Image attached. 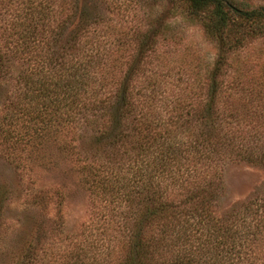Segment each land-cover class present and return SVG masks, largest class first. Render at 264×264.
<instances>
[{
	"label": "trees",
	"instance_id": "16d2710c",
	"mask_svg": "<svg viewBox=\"0 0 264 264\" xmlns=\"http://www.w3.org/2000/svg\"><path fill=\"white\" fill-rule=\"evenodd\" d=\"M52 1L39 0L32 6L35 19L17 24L21 28L15 36L0 38V73L8 60L19 63L23 69L16 83L33 99L28 107L10 100L14 111L7 117L11 124L23 116L32 125L40 123L35 131L51 121L56 128L76 122L75 117L85 114L81 123L88 126L86 135L78 137L80 146L85 141L82 150L92 163L82 164L79 171L89 182L91 205L107 213L99 215L89 245L71 240L50 264H264L256 246L264 236V194L223 211L217 204L219 171L227 160L239 155L264 170V131L246 133L254 124L245 108L248 92L241 75L233 76V84H240L236 89L219 85L214 71L211 83L178 94L163 113L153 104L149 80L137 83L140 77L147 79L141 67L144 56L166 30L150 21V28H134L132 40L122 42L127 51L102 68L98 79L94 75L95 85L84 89L91 54L81 35L96 30L89 22L95 21L93 6L73 3V27L60 40L62 21L53 35L46 27ZM178 1L181 16L199 24L217 44L215 70L229 66V54L239 48L255 40L264 43V0ZM120 43L116 38L114 45ZM80 59L82 67L76 63ZM254 87L248 88L249 94L256 90L263 97L258 84ZM195 91L194 101L190 98ZM262 100L256 109H264ZM257 124L264 128V120ZM1 133L0 140L8 141L0 121ZM11 139L17 145L26 135L15 132ZM35 246L28 245L15 264H36Z\"/></svg>",
	"mask_w": 264,
	"mask_h": 264
},
{
	"label": "rangeland",
	"instance_id": "374dc122",
	"mask_svg": "<svg viewBox=\"0 0 264 264\" xmlns=\"http://www.w3.org/2000/svg\"><path fill=\"white\" fill-rule=\"evenodd\" d=\"M38 1L0 0V25L5 28L0 29V38L8 33L15 36L18 34L15 31L21 28L17 24L35 19L37 10H32V6ZM177 1L53 0L46 27L52 29L53 35L59 31L58 24L62 21L64 29L60 30L61 40L67 37L73 27L70 21L73 3L79 5L83 2L93 6L90 9L95 15V21L89 19V22L96 30L91 35L87 32L81 35L83 42H86V53L91 54L87 67L90 77L82 82L85 89L87 85L96 84L95 77L99 78L102 68L108 67L114 57L118 58L122 52L127 51L122 42L132 40L136 26L141 25L139 29L147 26L150 28V24L147 25L150 21L155 27L165 26L166 30L160 33L163 37H159L157 43L149 49L150 52L144 56L145 61L141 64L145 75H148L147 79L140 77L137 80V83L149 80L150 94L153 93L156 98L154 106L163 113L168 112L170 100L175 96L205 86L215 77L219 85H233L237 89L240 84H233V76L239 73L244 80L242 86L248 92V98L245 99L248 119L254 124L251 129L246 127V133L251 134L255 128L264 131V128L255 127L257 123L263 122L264 109L261 110L260 106L256 109L254 106L263 101L264 95L259 96L256 90L249 94L248 89L258 84L264 93V43L255 40L239 48L229 54V66L215 70L219 54L217 44L205 36L199 24L181 16ZM116 38L120 39L119 45H114ZM96 59L99 61L96 62ZM82 62L76 61L79 67L83 66ZM5 65L0 73V121L4 131L8 130L10 138L5 142L0 140V264L20 261L28 245H36L38 248L36 264H50L56 256L54 253L71 240L89 245L95 235L94 227L101 222L99 215L101 212L107 213L106 210L97 211L98 208L91 205L89 182L83 179L85 172L79 171L82 164L92 163L90 158L86 159L82 150L85 141L80 146L81 140L78 137L81 133L86 135L88 126L81 123L86 115L80 113L74 119L76 122L67 121L58 128L56 122L51 121L35 131L36 127L41 126L40 123L32 125L24 116L11 124L7 117L9 111H14L10 100L28 107L33 99L28 100L29 94L21 83H16L15 78L23 69L22 66L11 60ZM214 71L217 74L211 79ZM49 75L52 73L49 72ZM259 75L262 77L256 82L255 78ZM57 76L59 73L54 78ZM63 77L69 78V73L65 71ZM197 92L192 94L191 100L195 101ZM26 112L24 110L21 113ZM15 132L26 135L25 142L13 144L11 136ZM239 157L234 156L226 161L228 163L222 164L221 172L220 166H217L222 186L217 201L219 211L238 206L253 195L264 194V170L260 165L243 161ZM99 204L98 201L96 206ZM102 242L104 244L106 240ZM256 246L259 261H264V236L257 240ZM102 248V245L98 246L97 251Z\"/></svg>",
	"mask_w": 264,
	"mask_h": 264
}]
</instances>
